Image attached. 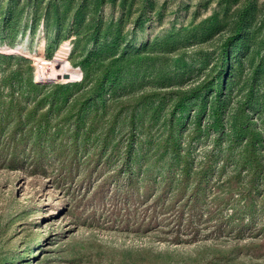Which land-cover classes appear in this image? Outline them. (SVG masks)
<instances>
[{
  "label": "rangeland",
  "instance_id": "1",
  "mask_svg": "<svg viewBox=\"0 0 264 264\" xmlns=\"http://www.w3.org/2000/svg\"><path fill=\"white\" fill-rule=\"evenodd\" d=\"M248 4L243 32L224 53ZM61 51L82 79L37 80L32 55L52 60ZM119 56L101 96L73 90L71 102L55 105L51 124L64 125L57 141L78 132L64 149L48 150L44 173L0 169V264H264V166L244 225L232 209L212 221L204 211L196 237L174 239L169 217L146 210L157 197L158 206L174 202L163 190L169 173L179 177L188 163L193 175L209 158L216 170L199 202L205 209L219 194L221 180L240 170L245 142L232 126L242 105L264 164V0H0V77L21 66L26 80L47 85L29 90L25 82V95L81 83L82 62L94 76ZM221 75L217 94L207 82ZM195 88L197 97L175 110L181 92ZM206 106L224 111L225 133L208 127V115L192 139ZM131 121L136 149L126 171Z\"/></svg>",
  "mask_w": 264,
  "mask_h": 264
},
{
  "label": "trees",
  "instance_id": "2",
  "mask_svg": "<svg viewBox=\"0 0 264 264\" xmlns=\"http://www.w3.org/2000/svg\"><path fill=\"white\" fill-rule=\"evenodd\" d=\"M252 5L248 4L241 10H239L238 19L234 33L229 37L224 44V53L229 52V46L232 47L234 40L240 38V35L244 29V22L250 11ZM97 38V36H96ZM122 57H115L110 60L109 63L100 66V72L92 76L90 68L82 62V67L85 71L83 82L75 84H56L52 87V91L47 95H25V82L28 85L29 90H36L38 88L47 87V85L36 82L33 77L26 80L23 76L21 66H18L14 70L4 73L0 77V169L8 168L12 170L27 171L29 174H36L44 171V160L47 157L49 151H57L61 148L64 149L68 144L63 145L62 141L65 139L77 138L78 128L72 129L70 134H66V137L57 141V137L63 134L62 128L58 127V122L51 124L52 111L55 105L58 103H69L73 96V90L79 91L84 89V93L89 98H95L101 96V91L104 86L110 80V75L115 67H119L117 64L122 60ZM226 61L223 59V67ZM118 69V68H117ZM119 70V69H118ZM224 72V69H223ZM222 73V72H221ZM221 76H218L215 82L206 81L208 85H212V90L217 94L218 86H220ZM205 83L201 85L204 87ZM225 88V87H224ZM27 89V90H28ZM72 90V92H71ZM200 88H195L190 91L181 92L178 102L175 106V110L181 105V102L189 99L196 98L197 92ZM190 95L183 97V95ZM51 98V100H49ZM88 98V99H89ZM75 100V102H77ZM48 107L46 108V104ZM174 110V111H175ZM182 110V108H181ZM224 111L220 107L210 106L205 111L197 114L196 128L189 133L192 139L197 136L196 131L201 132L202 122L208 115L214 117L212 124H208L209 128L214 130L221 129L223 134L225 133L224 127ZM53 125L55 129L51 132L50 126ZM232 125H230L231 128ZM235 129V133L244 139V147L241 150V159L238 162L240 170L227 178L221 180L216 192H219L216 196H213L210 202H207V207L204 209L201 202L202 196L199 193L202 192V187L210 181V176L215 172V166L212 160L209 158L201 170L191 175L188 170V163L182 168L180 176L176 177L172 174H168L164 181L163 190L170 188V192L174 195V202H165L158 206L160 197H157L154 202H151L146 206V210L151 209L152 215L165 214L168 218V225L170 227L169 232L173 233L174 239H180L182 236L192 234V237H196L199 227L196 223L197 217L204 211L206 218L212 221L216 213H222L223 210L232 209L231 216L237 219L240 224L244 225L247 217L252 215L250 207L251 192L256 189L258 178L263 171V161L259 152V146L261 144L260 133L252 126L246 107L240 106L235 116V122L232 126ZM129 141L127 148L125 149V157L123 164L127 167L126 171H131L132 156L136 149L135 141V122H130ZM168 141H175L174 137V125L171 126L169 131ZM222 134V135H223ZM59 142V143H58ZM168 145V144H167ZM175 151V159H180L179 150L176 148L175 143L171 144ZM247 178L245 185L239 184V179L242 174ZM132 172H130L131 174ZM147 176L148 173L144 171ZM131 176L130 181H133ZM191 182V183H190ZM223 191H221V187ZM237 193H240L239 197H235ZM247 196L245 202H242ZM217 201V202H216ZM218 210V212L216 211ZM151 216V214H150ZM219 221V220H218ZM264 241V237H263ZM264 243V242H263Z\"/></svg>",
  "mask_w": 264,
  "mask_h": 264
},
{
  "label": "bare ground",
  "instance_id": "3",
  "mask_svg": "<svg viewBox=\"0 0 264 264\" xmlns=\"http://www.w3.org/2000/svg\"><path fill=\"white\" fill-rule=\"evenodd\" d=\"M66 55V52L61 51L52 60H45L38 55H32L33 57L31 58L38 64L37 80L60 79L80 81L83 77L81 69L71 66L66 59ZM64 74H69L70 78L64 79Z\"/></svg>",
  "mask_w": 264,
  "mask_h": 264
},
{
  "label": "water",
  "instance_id": "4",
  "mask_svg": "<svg viewBox=\"0 0 264 264\" xmlns=\"http://www.w3.org/2000/svg\"><path fill=\"white\" fill-rule=\"evenodd\" d=\"M63 78L64 79H69L70 78V75L69 74H64Z\"/></svg>",
  "mask_w": 264,
  "mask_h": 264
}]
</instances>
